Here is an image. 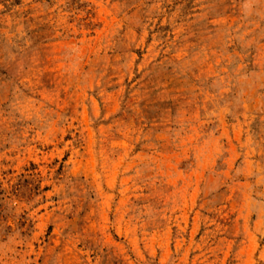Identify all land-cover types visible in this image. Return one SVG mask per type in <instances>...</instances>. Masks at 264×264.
<instances>
[{
  "label": "rangeland",
  "instance_id": "obj_1",
  "mask_svg": "<svg viewBox=\"0 0 264 264\" xmlns=\"http://www.w3.org/2000/svg\"><path fill=\"white\" fill-rule=\"evenodd\" d=\"M0 264H264V0H0Z\"/></svg>",
  "mask_w": 264,
  "mask_h": 264
}]
</instances>
